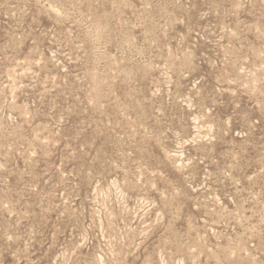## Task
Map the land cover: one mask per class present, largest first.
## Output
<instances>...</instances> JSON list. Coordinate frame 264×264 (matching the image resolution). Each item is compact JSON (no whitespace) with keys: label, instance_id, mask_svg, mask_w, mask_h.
<instances>
[{"label":"rangeland","instance_id":"obj_1","mask_svg":"<svg viewBox=\"0 0 264 264\" xmlns=\"http://www.w3.org/2000/svg\"><path fill=\"white\" fill-rule=\"evenodd\" d=\"M0 264H264V0H0Z\"/></svg>","mask_w":264,"mask_h":264}]
</instances>
